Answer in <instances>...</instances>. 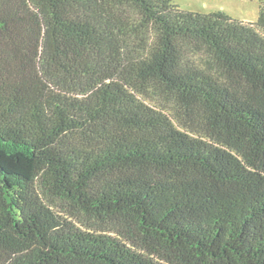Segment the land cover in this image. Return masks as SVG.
Wrapping results in <instances>:
<instances>
[{"label": "trees", "instance_id": "16d2710c", "mask_svg": "<svg viewBox=\"0 0 264 264\" xmlns=\"http://www.w3.org/2000/svg\"><path fill=\"white\" fill-rule=\"evenodd\" d=\"M0 0V264H264V0Z\"/></svg>", "mask_w": 264, "mask_h": 264}, {"label": "rangeland", "instance_id": "374dc122", "mask_svg": "<svg viewBox=\"0 0 264 264\" xmlns=\"http://www.w3.org/2000/svg\"><path fill=\"white\" fill-rule=\"evenodd\" d=\"M183 10L204 13L221 10L240 22L256 23L260 18V5L257 0H173Z\"/></svg>", "mask_w": 264, "mask_h": 264}]
</instances>
